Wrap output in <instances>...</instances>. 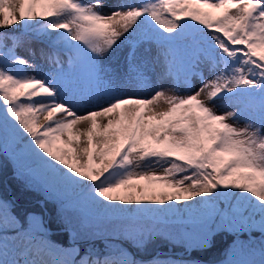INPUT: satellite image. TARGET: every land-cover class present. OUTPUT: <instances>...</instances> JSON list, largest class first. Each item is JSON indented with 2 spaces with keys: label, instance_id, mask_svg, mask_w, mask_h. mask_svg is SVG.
Wrapping results in <instances>:
<instances>
[{
  "label": "snow or ice",
  "instance_id": "1",
  "mask_svg": "<svg viewBox=\"0 0 264 264\" xmlns=\"http://www.w3.org/2000/svg\"><path fill=\"white\" fill-rule=\"evenodd\" d=\"M21 25L51 42L47 73ZM0 155V264H201L218 230L264 236V0H0ZM158 238L184 254L123 246ZM227 255L264 264V239Z\"/></svg>",
  "mask_w": 264,
  "mask_h": 264
},
{
  "label": "rangeland",
  "instance_id": "2",
  "mask_svg": "<svg viewBox=\"0 0 264 264\" xmlns=\"http://www.w3.org/2000/svg\"><path fill=\"white\" fill-rule=\"evenodd\" d=\"M84 2H91V0H84ZM118 0H108L109 5H113L115 3H117ZM19 28H22V26H19L17 28H11V29H5L4 31L7 30H17ZM11 42H9V47H11ZM153 52L156 51V45L152 44L151 45ZM41 49H44L45 51H52V45L51 42L48 39H45L44 37H40L37 36L35 34H31L30 36L24 37V38H20V42L18 43V45L16 46V53L26 59H28L31 63H33L34 65L38 66L39 70L43 73H47L48 71L51 70V65L49 62H47L40 54ZM56 50L60 52L61 56L64 57V53L62 51V45H56ZM116 55H120V53L118 52ZM66 59V57H64ZM29 74H31L33 72V69H27L26 70ZM151 86L146 88L143 92L144 95H147L150 93V91L152 90V86H154L155 83V77L151 76ZM172 83L175 82H165V86L169 87L171 86ZM196 85H199V81L195 82ZM129 91H134L136 90V86L135 84L129 85L128 87ZM177 91L178 94H184L183 92V86L178 85L177 86ZM226 111H231V108H225ZM41 121H42V117H40ZM229 123H233L234 125L238 126V127H243L246 123L247 120L245 121L243 118H239L238 120H229ZM0 161H3V163L6 165V163L9 164L10 168L13 169L12 164L3 156L0 155ZM9 168H7L6 166L2 169H0V183L1 184H5V188L7 189V185H6V177L4 176V171L8 170ZM8 193L10 194V191L7 190ZM37 201V199H36ZM54 207V206H53ZM261 239H264V236H257L254 235V232L252 233H244L243 235H234V238L232 239V241L226 246V248L221 251L220 253H216V254H210L209 258L206 259L207 262H209V264H218L219 261L227 259L228 255L227 253L231 250V247L234 244V241L236 244H239L241 242H251V243H258ZM114 244L115 241H113ZM182 253V252H181Z\"/></svg>",
  "mask_w": 264,
  "mask_h": 264
},
{
  "label": "trees",
  "instance_id": "3",
  "mask_svg": "<svg viewBox=\"0 0 264 264\" xmlns=\"http://www.w3.org/2000/svg\"><path fill=\"white\" fill-rule=\"evenodd\" d=\"M23 28V26H22ZM24 32L28 33L29 31L33 32V30L30 29H24ZM10 34H19V36H27L25 33H18L16 32H8ZM52 34V33H51ZM17 36V35H16ZM244 119V118H243ZM6 167L9 168L8 170L4 171V176L6 177V185H7V189L5 188V184H1L0 183V192L3 191H13V189H16L18 186V182L13 178V169L10 168L9 164L6 163ZM8 192V191H7ZM40 195L36 192H29L26 193L23 197H21V202H22V206L25 208H38V205L36 204V199H40ZM53 207V206H52ZM57 225L55 223H53L52 228L55 231ZM254 235L257 236H261L260 233L254 232ZM234 238V235L231 234L228 231H219L215 237L214 240V246L206 251H196L193 252L192 255L196 258H198L201 261V264H209V262L206 261V259L209 258L210 254H218L221 251H223L226 246L232 241V239ZM51 239L55 242H57L58 244H61L65 247L69 246L70 243V238L67 232H56L55 235L51 236ZM106 243H109V241L104 240V239H99L96 241L97 247L100 248L101 250H104V245ZM115 245L119 246L120 241H115ZM124 247L128 248L130 251L136 253L137 258H148L150 257L151 254H153L155 251H159L161 253H164L166 255H171V254H175L177 256L184 254L182 247L179 244L173 245L172 243H169L167 240H164L162 238H158L157 240H155L153 242V244L150 246L148 252H138L136 249L132 248L129 244L124 243L123 245ZM85 245L82 243L81 244V252L83 253V249H84ZM182 252V253H181Z\"/></svg>",
  "mask_w": 264,
  "mask_h": 264
}]
</instances>
